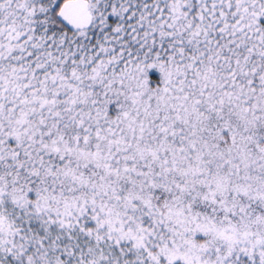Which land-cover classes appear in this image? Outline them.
I'll return each mask as SVG.
<instances>
[{
    "label": "snow or ice",
    "instance_id": "6c2138e0",
    "mask_svg": "<svg viewBox=\"0 0 264 264\" xmlns=\"http://www.w3.org/2000/svg\"><path fill=\"white\" fill-rule=\"evenodd\" d=\"M0 264H264V0H0Z\"/></svg>",
    "mask_w": 264,
    "mask_h": 264
}]
</instances>
